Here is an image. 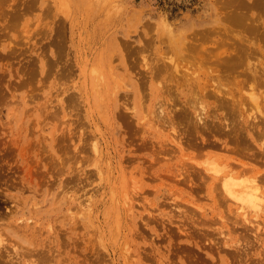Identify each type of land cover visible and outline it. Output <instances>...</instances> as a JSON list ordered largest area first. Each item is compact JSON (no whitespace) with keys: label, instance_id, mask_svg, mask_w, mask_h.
I'll use <instances>...</instances> for the list:
<instances>
[{"label":"rangeland","instance_id":"obj_1","mask_svg":"<svg viewBox=\"0 0 264 264\" xmlns=\"http://www.w3.org/2000/svg\"><path fill=\"white\" fill-rule=\"evenodd\" d=\"M234 1L0 0V247L18 264H264V222L199 172L216 158L264 184V0ZM210 27L257 48L235 44L234 76L185 47Z\"/></svg>","mask_w":264,"mask_h":264},{"label":"bare ground","instance_id":"obj_2","mask_svg":"<svg viewBox=\"0 0 264 264\" xmlns=\"http://www.w3.org/2000/svg\"><path fill=\"white\" fill-rule=\"evenodd\" d=\"M239 1V0H238ZM237 1V2H238ZM257 1H260L261 3H262V0H254V2L252 1V2H249V3H247V6L245 5L246 3H244L245 1H241L242 3H244V5L246 6V7H248L249 9H250V7L251 6H249V5H251V3H254V5L252 4V6L254 7H259L260 5H262V4H258L257 5V3L256 2ZM235 3H237L236 1H234ZM240 2V1H239ZM240 2V4L239 5H243L242 3ZM263 4H264V2H263ZM238 5V4H237ZM238 5V6H239ZM257 5V6H256ZM245 7V9H248V8H246ZM260 7H262V6H260ZM259 7V9H261ZM248 9V10H249ZM264 9V8H263ZM262 9V10H263ZM229 10V9H228ZM233 10H234V8H233ZM234 13L236 12V10H234L233 11ZM239 12V10L237 11V14H233L232 13V10H231V14H229L230 15V18L231 17H233L232 19H234L233 21H236V22H238L239 21V23L241 22V17H243L241 14H239L238 13ZM236 17H237V19H236ZM240 17V18H239ZM247 17V16H246ZM225 18V17H224ZM245 18V17H244ZM244 18H242V21H243V19ZM239 19V20H238ZM247 19V18H246ZM232 21V22H233ZM244 21L246 22V20L244 19ZM231 22V23H232ZM245 22H241L242 24L243 23H245ZM234 23V22H233ZM239 23H236V24H239ZM240 23V24H241ZM246 25H247V23H246ZM252 25V24H251ZM250 26V24H248V27ZM247 27V28H248ZM217 28H219V26H217ZM223 29V28H222ZM222 29H220V30H218L219 32L222 30ZM215 30V28L214 27H210V28H207V29H201V30H197V32L195 33L194 32V36H193V34L191 35L192 37H191V39L192 38H194V39H192V40H194V41H192L191 39L190 40H186V41H184L185 42V47L187 46V48H188V50H190V49H193L194 50V54L196 53V51L198 52L197 54H200L201 55V59H202V62H201V60L199 61V60H197L202 66H200V64H199V66L201 67V70L202 69H204L205 68V66L204 65H206V66H212V67H217V68H215V70H217V71H219V74L220 75H222V73L224 72V75L226 76V74H228V73H230L229 75H233V74H235L234 72L236 71V69H238V67L240 66V65H242L243 63H242V61L241 60H243V59H245V56H247V55H250V54H252L253 52H255L254 50H256L257 48H255L254 46V44H256L257 42H255L254 43V41H253V43L251 44L254 48L252 49V47L250 46L249 48H247L248 46H249V44H250V41H252V40H248V38H246L248 41H249V44H247V45H245L246 47H242V51L246 54H244L243 52V54L245 55V56H243V55H241V57H242V59L241 60H239V63H242V64H240L238 67H237V63H238V60H237V57H238V59H240L241 57H240V53L239 52H241V48H240V46H244V45H242L243 43V41H246L245 40V37H243L242 35H240V34H237V33H235V34H233L234 36H236L238 39H236V38H234V36L232 35V33H233V31H231L232 33L231 34H229L230 36H229V38H232V40H233V43L232 44H234V46L230 43V42H228V43H230V44H228L227 43V41H226V43L228 44V46L230 45V47L231 48H225V49H223V47H221V46H219L220 44H221V42L223 41H225V40H222V41H220V39L217 41L214 37L216 36V35H218L217 34V32L218 31H214ZM224 30V29H223ZM227 31V30H226ZM229 29H228V33H229ZM225 32V31H224ZM264 30L262 31V32H260V34H263L264 35ZM227 33V34H228ZM219 34H221V33H219ZM224 34H226V33H224ZM223 34V36H224V38H226V36ZM226 34V35H227ZM259 34V35H260ZM232 35V36H231ZM228 36V35H227ZM213 37V38H212ZM258 37V36H257ZM261 37V36H260ZM228 38V37H227ZM228 38V39H229ZM234 38V39H233ZM207 39H210L211 40V43H212V45L213 46H210L209 44H207L208 43V40ZM258 39V38H257ZM262 39H263V36H262ZM235 40V41H234ZM239 40H241L242 42L240 43V42H238L237 43V41H239ZM262 40L260 39V42H261ZM223 42H222V44H223ZM234 42H236V43H234ZM259 42V41H258ZM264 42V40L262 41V43ZM220 43V44H219ZM245 43V42H244ZM235 44L237 45L238 44V46H239V48L237 49V46H235ZM259 44H261V43H259ZM225 45V44H224ZM226 46V45H225ZM258 46H260V45H258ZM262 46V45H261ZM190 48V49H189ZM246 48V49H245ZM245 51H244V50ZM247 49H251L250 51H252L251 53L250 52H248V50ZM239 52H238V51ZM258 50H259V48H258ZM205 51V52H204ZM262 51V50H261ZM193 53V52H192ZM250 53V54H249ZM184 54V53H183ZM189 54V57H190V55H191V53H188ZM187 53H186V55H188ZM203 54H205V55H203ZM185 55V56H186ZM203 55V56H202ZM162 58V57H161ZM165 58V57H164ZM186 58V57H185ZM188 58V57H187ZM246 58H248V57H246ZM159 60V59H158ZM166 60V59H165ZM163 61V62H165L166 63V61ZM189 60H191V59H189ZM189 60L187 59V63L190 65V63H189ZM247 60V59H246ZM162 62V63H163ZM186 63V64H187ZM205 63V64H204ZM238 63V64H239ZM147 64V63H146ZM150 65H153L152 63H149ZM155 64V63H154ZM157 64H159V63H157L156 62V66H157ZM148 65V64H147ZM178 65V64H177ZM182 65V64H181ZM184 65V64H183ZM156 66H153V67H156ZM160 66V65H159ZM192 66H194V63H193V65ZM152 66H150V68H151ZM153 67H152V70H150V71H152V73L154 74V71H155V69H154V71H153ZM161 67V66H160ZM165 70L167 69H169L168 67H167V63H166V66L164 65V66H162ZM183 67V66H182ZM190 67V66H189ZM196 67V66H195ZM202 67H204V68H202ZM148 68V67H147ZM187 68V67H186ZM185 68V69H186ZM158 69H160V68H158ZM258 69V67H253V70L257 73V70ZM262 69L264 70V67L262 66ZM187 70V69H186ZM198 70V69H197ZM199 70H200V68H199ZM162 71H163V69H162ZM161 71V72H162ZM188 71V70H187ZM225 71H229L228 73L226 72L225 73ZM160 72V71H159ZM164 72V71H163ZM191 72V71H190ZM205 73V71L204 70H202V73ZM233 72V73H232ZM192 73V72H191ZM153 74H151V76L153 75ZM207 75V74H206ZM205 74H204V77L206 76ZM203 76V75H202ZM234 76V75H233ZM194 77V76H193ZM193 77H190V78H187L186 79V83H188L187 82V80H190V84H188V87L190 88V87H192V89H193V87L195 88V87H200V90H201V85H202V83L201 82H198V80L200 79V78H193ZM218 77V76H217ZM220 77V76H219ZM227 77H229L228 75H227ZM183 78L185 79V77H182V80H183ZM203 79H205V78H203ZM167 80V79H166ZM180 80H181V78H180ZM227 80V82H229V84L230 83H235V81L233 82V81H231V80H233V78L232 79H226ZM225 81V80H224ZM198 84V85H197ZM195 85H197V86H195ZM203 88H205V87H202V89ZM223 89V88H222ZM220 90V89H219ZM218 90V91H219ZM194 91H196L195 89H194ZM194 91H192V92H194ZM223 91V90H222ZM221 90L219 91V92H222ZM227 91V90H226ZM225 92V91H224ZM234 92H235V88L234 89H232V88H230V90L227 92V94H234ZM223 94V93H222ZM225 95V94H224ZM224 95H222L223 97H224ZM202 96H206V94L205 95H202ZM216 97H217V99H218V104H219V101L222 103L223 101H224V99H222L223 101H221V97H220V95L218 96L217 94H216ZM225 97H226V95H225ZM230 97H228V99H229ZM190 99V101H193V99L192 98H189ZM188 99V100H189ZM216 99V100H217ZM234 100V99H233ZM187 102V104H189V103H191V102ZM226 101H227V98H226ZM232 101V100H231ZM230 100L226 103L227 105H228V107H231V105L229 106V103L231 102ZM224 103V105H225V102H223ZM221 105H223V104H221ZM220 105V106H221ZM216 106H217V104H216ZM212 108L213 109H215V106L213 107L212 106ZM219 108V107H218ZM221 108V107H220ZM212 110V109H211ZM210 110V111H211ZM215 110H217V107H216V109ZM214 110V111H215ZM219 110V109H218ZM182 111H185V109H183ZM201 111V110H200ZM209 111V112H210ZM232 111H235L234 110V108L232 107V108H230V112H228L227 111V113L228 114H226V115H222L223 116V118H222V120H226V125H231L232 126V130L233 131H236V133L238 132V129L240 130V129H242V128H238V129H236L238 126H237V124L239 123L238 122V120L236 119V117L232 114ZM216 112V111H215ZM212 113V114H211ZM210 113V116L212 115L213 116V114H214V112H211ZM217 113H218V111H217ZM204 114H205V112H204ZM207 114H208V112H207ZM219 114V113H218ZM186 115H188V114H186ZM186 115L184 114V116L186 117ZM201 115V112H198V114H197V116H198V119L199 120H206V119H203V116H200ZM209 115V114H208ZM215 116H216V114H214ZM189 117V116H188ZM214 117V116H213ZM219 117V116H218ZM218 117L216 118V119H218ZM221 117V116H220ZM192 119H193V117H191ZM190 117H189V119H191ZM186 119V118H185ZM189 119H187V120H189ZM186 121V120H185ZM193 121V120H192ZM172 122L173 123H175L174 122V120L172 119ZM189 122H190V120H189ZM204 122V121H203ZM206 122V121H205ZM238 122V123H237ZM173 123L171 124V125H173ZM191 123V122H190ZM189 123V124H190ZM196 123V122H195ZM225 122H223V124H224ZM186 124L188 125V123L186 122ZM197 124V123H196ZM186 125V126H187ZM195 125V124H194ZM189 126V125H188ZM196 127H197V129H198V127H199V124H197V125H195ZM206 126V125H205ZM218 126H219V124H218ZM172 128L171 129H173V131L175 130L176 131V126H171ZM195 127V128H196ZM236 129V130H235ZM185 130V129H184ZM190 130V129H189ZM189 130H187L188 132H190ZM171 132V131H170ZM175 133V132H174ZM172 134V133H171ZM180 135V134H179ZM178 135V136H179ZM189 135H191V134H189ZM175 136V135H174ZM173 136V134H172V138L174 137ZM177 136V135H176ZM177 136V142L176 143H179L180 145H182V141H181V139L179 138ZM180 140H179V139ZM174 140H175V138H173ZM213 156H215V155H213ZM210 159V158H209ZM209 161V162H208ZM199 162V161H198ZM201 162V161H200ZM206 164L208 163L209 165H206V164H204V163H202V164H204L203 166H202V168L200 169V171L199 172H204V171H206L208 174H206L207 175V177H210L211 176V178H216L217 180H218V186H219V188H221L220 190V192L222 193V195L223 196H225L226 198H228V199H230V200H232L235 204H236V210H237V212H238V214H240V215H242V217H243V219L245 220V221H248V222H250V223H254V224H256V226L257 227H260V225H261V222H264L263 221V219L261 218L262 216H263V213H264V184L262 183V182H260L261 180V177L259 176V175H257L256 173H253V174H247V172L245 171V170H243V172H241V173H236V172H234V166L235 165H231L230 163H227V162H224V164L222 163V162H220V161H218L217 162V159L216 158H213V159H211V160H207V162L206 161H204ZM200 163V164H201ZM210 172V173H209ZM260 177V178H259ZM217 187V186H216ZM1 242V241H0ZM9 251V250H8ZM21 256L22 254L21 253H16V255L15 256H12L11 254H9L8 252H7V248H5V247H0V263H3V262H6V263H8V264H18V262H19V255ZM21 260V259H20ZM18 261V262H17ZM24 261V260H23ZM17 262V263H16ZM31 262H33V260L31 261ZM34 263V262H33Z\"/></svg>","mask_w":264,"mask_h":264}]
</instances>
